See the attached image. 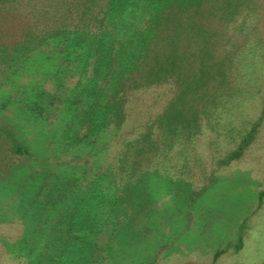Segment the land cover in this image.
<instances>
[{
  "label": "trees",
  "instance_id": "16d2710c",
  "mask_svg": "<svg viewBox=\"0 0 264 264\" xmlns=\"http://www.w3.org/2000/svg\"><path fill=\"white\" fill-rule=\"evenodd\" d=\"M58 38L72 41L77 57L65 56L54 45ZM40 56L46 57L42 68ZM22 73L40 80L29 87L20 82ZM1 77L0 87L11 85L28 95L19 97L23 112L49 121L50 143L59 155L100 138L109 152V138L125 124L134 92L173 89L145 131L123 140L107 161H96L99 149L92 155L84 181L62 169L63 161L39 157L18 128L0 120V189L15 167L33 162L41 169L18 197L3 202L0 196L5 207L0 218L16 213L27 224L21 244L28 264H91L100 232L122 202L137 207L130 211L135 218L151 210L147 183L164 146L194 140L223 110L242 107L259 94L264 0H0ZM15 97L9 104L15 105ZM262 122L263 117L255 121L219 164L240 160ZM263 198L264 191L260 202ZM242 245L239 235L236 248Z\"/></svg>",
  "mask_w": 264,
  "mask_h": 264
},
{
  "label": "rangeland",
  "instance_id": "374dc122",
  "mask_svg": "<svg viewBox=\"0 0 264 264\" xmlns=\"http://www.w3.org/2000/svg\"><path fill=\"white\" fill-rule=\"evenodd\" d=\"M57 43L65 56L77 57L72 41L58 38L54 45ZM47 48L44 53H48ZM36 60L40 68L46 64L44 56ZM21 75L20 82L29 87L40 80L28 73ZM4 79L1 77L0 82L4 83ZM261 82L256 97L249 98L242 107L223 110L194 140L178 142L174 148L164 146L151 166L147 183L151 210L135 218L130 211L137 207L131 204L128 209L129 204L122 202L108 227L100 232L96 241L99 247L93 250L97 255L91 264H145L150 260L157 264H264V198L259 200L264 191V80ZM10 87H0V120L18 128L22 140L31 144L39 157L63 161L62 169H71L82 181L89 177L84 165L91 166L95 161L92 155L98 149L101 152L96 161L109 160L111 150L112 155L118 153L123 140L145 131L173 95L168 86L134 92L127 104L125 124L109 138V152L100 138L94 142L96 145L78 146L59 155L61 152L50 143L49 121L35 120L27 109L23 112L19 97L28 95L23 96L21 88ZM51 88L47 82L46 91ZM12 96H16L15 105L9 104ZM260 117L263 122L257 139L246 154L229 166L220 165ZM40 170L33 162L11 170L6 185L0 189L3 202L8 197H18L29 177ZM4 208L1 204L0 210ZM12 217L0 218V264H28L27 249L21 244L27 224L19 214ZM239 235L243 237L240 250L236 248ZM218 251L225 252L215 260Z\"/></svg>",
  "mask_w": 264,
  "mask_h": 264
}]
</instances>
